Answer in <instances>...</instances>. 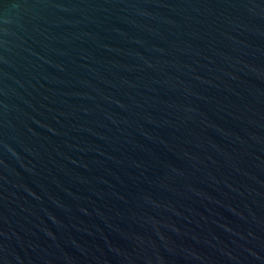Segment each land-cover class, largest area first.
<instances>
[{
  "label": "water",
  "instance_id": "obj_1",
  "mask_svg": "<svg viewBox=\"0 0 264 264\" xmlns=\"http://www.w3.org/2000/svg\"><path fill=\"white\" fill-rule=\"evenodd\" d=\"M0 264H264V0H0Z\"/></svg>",
  "mask_w": 264,
  "mask_h": 264
}]
</instances>
